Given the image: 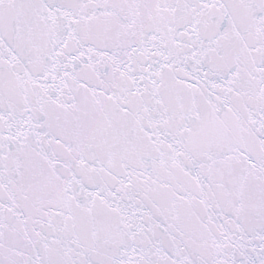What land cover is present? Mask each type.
Returning a JSON list of instances; mask_svg holds the SVG:
<instances>
[{
  "label": "snow or ice",
  "instance_id": "obj_1",
  "mask_svg": "<svg viewBox=\"0 0 264 264\" xmlns=\"http://www.w3.org/2000/svg\"><path fill=\"white\" fill-rule=\"evenodd\" d=\"M0 264H264V0H0Z\"/></svg>",
  "mask_w": 264,
  "mask_h": 264
}]
</instances>
